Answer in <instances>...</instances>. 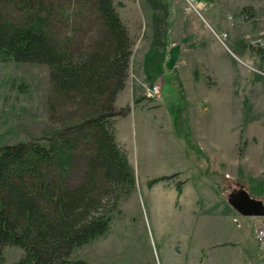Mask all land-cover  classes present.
<instances>
[{"label":"rangeland","instance_id":"obj_1","mask_svg":"<svg viewBox=\"0 0 264 264\" xmlns=\"http://www.w3.org/2000/svg\"><path fill=\"white\" fill-rule=\"evenodd\" d=\"M114 4L136 40L127 90L139 81L140 57L146 81L159 83L160 73L163 83L160 98L145 95L149 84L130 105L117 106L129 108V118L117 116L114 128L128 151L135 188L119 203L108 231L73 258L87 264H263L264 218L239 215L227 196L243 189L264 204V0H197L196 11L183 0ZM4 10L21 21L17 10ZM90 30L84 27L82 38ZM49 96L46 67L0 62V146L49 138ZM210 147L217 159L207 156ZM83 165L71 159L64 181L78 182ZM22 254L5 245L0 264Z\"/></svg>","mask_w":264,"mask_h":264},{"label":"trees","instance_id":"obj_2","mask_svg":"<svg viewBox=\"0 0 264 264\" xmlns=\"http://www.w3.org/2000/svg\"><path fill=\"white\" fill-rule=\"evenodd\" d=\"M135 41L114 0H0V62L42 65L50 84L49 138L0 146V253L23 252L12 264H87L74 251L104 235L134 191L114 121L129 111L116 99ZM77 158L82 177L65 182Z\"/></svg>","mask_w":264,"mask_h":264},{"label":"crops","instance_id":"obj_3","mask_svg":"<svg viewBox=\"0 0 264 264\" xmlns=\"http://www.w3.org/2000/svg\"><path fill=\"white\" fill-rule=\"evenodd\" d=\"M173 44V43H172ZM177 64L178 63H176L175 65H174V70H175V68L177 69ZM142 67H143V63H141V57H140V61H139V65L137 66V68H138V72H137V74H138V77H139V81H138V83H137V85L134 87V88H132V86H131V88H128L129 90H127V86L118 94V96H117V99H116V105L117 106H119V107H124V106H127L128 104L130 105L131 104V101L132 100H134L136 97H139L138 95H142V88H143V86L144 85H149V84H152V82H154L153 80L151 81V83H149V82H147L146 81V76L144 75V68L142 69ZM158 79L157 80H159V83H160V85L163 83V76L160 74V73H158ZM124 93H126L125 94V97L124 98H121L122 97V95L124 94ZM121 99H123V100H121ZM125 99V100H124ZM137 106H139V107H143L144 106V103L141 101V103H138V104H136ZM132 111V110H131ZM127 119V118H129V114H127L126 116H124L122 119ZM115 135H116V133H115ZM116 139H117V141L121 144V145H123L124 146V148H125V150H126V152H127V156H128V151H127V149H126V147H125V145H124V143H121L119 140H118V138H117V135H116ZM210 149H211V152H210V154L209 153H206V154H208L207 156L209 157V158H211V159H217L218 158V156H216V151H214L211 147H210ZM128 160H129V157H128ZM129 162H130V160H129ZM130 164H131V162H130ZM258 250V249H257ZM255 263V262H254ZM256 264V263H255Z\"/></svg>","mask_w":264,"mask_h":264},{"label":"water","instance_id":"obj_4","mask_svg":"<svg viewBox=\"0 0 264 264\" xmlns=\"http://www.w3.org/2000/svg\"><path fill=\"white\" fill-rule=\"evenodd\" d=\"M228 204L241 216L264 218V204L243 190H235L227 196Z\"/></svg>","mask_w":264,"mask_h":264},{"label":"built area","instance_id":"obj_5","mask_svg":"<svg viewBox=\"0 0 264 264\" xmlns=\"http://www.w3.org/2000/svg\"><path fill=\"white\" fill-rule=\"evenodd\" d=\"M183 1L187 4L188 8L193 9V10L196 11V8L194 7V5H195L197 0H183ZM144 93L149 99H158V98H160V93H161V85H160V83L156 82V83L148 86ZM261 233H262V231L259 232L258 235H257V238L260 239V240H261L260 237H262V234H263V233L262 234ZM260 246L263 249L261 253H262V260H263V264H264V243L262 242V240H261Z\"/></svg>","mask_w":264,"mask_h":264}]
</instances>
